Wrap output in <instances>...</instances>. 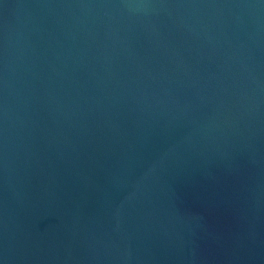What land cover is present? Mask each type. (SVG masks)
I'll return each instance as SVG.
<instances>
[{
  "label": "water",
  "instance_id": "95a60500",
  "mask_svg": "<svg viewBox=\"0 0 264 264\" xmlns=\"http://www.w3.org/2000/svg\"><path fill=\"white\" fill-rule=\"evenodd\" d=\"M0 264H264V0H0Z\"/></svg>",
  "mask_w": 264,
  "mask_h": 264
}]
</instances>
